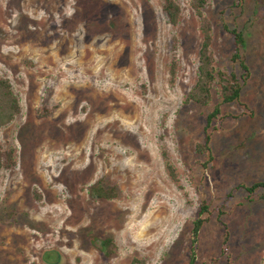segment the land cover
<instances>
[{
	"label": "rangeland",
	"instance_id": "374dc122",
	"mask_svg": "<svg viewBox=\"0 0 264 264\" xmlns=\"http://www.w3.org/2000/svg\"><path fill=\"white\" fill-rule=\"evenodd\" d=\"M175 1L172 26L163 0H0V76L21 108L0 134L16 159L0 172V264H188L201 200L213 215L196 264H264V198L245 189L264 180V0L203 10L216 68L239 73L226 25L250 70L240 103L220 106L209 161L195 144L218 87L208 106L184 102L201 36L190 0ZM98 182L116 197L93 196ZM105 237L110 258L91 240Z\"/></svg>",
	"mask_w": 264,
	"mask_h": 264
},
{
	"label": "trees",
	"instance_id": "16d2710c",
	"mask_svg": "<svg viewBox=\"0 0 264 264\" xmlns=\"http://www.w3.org/2000/svg\"><path fill=\"white\" fill-rule=\"evenodd\" d=\"M243 1L244 0H233V3L240 6ZM206 5L207 0H190V7L199 20L201 41L198 49L196 80L186 93L184 102L200 106H208L212 101L214 86L217 85L218 87L217 90L220 102L217 103L211 112L207 114L203 125L201 139L195 144L196 152L209 161L212 158V134L213 131L216 130L213 123L223 118L220 106L240 103L241 92L243 86L250 77V70L244 57V48L246 45L244 33L241 30L229 28L226 25H224L225 30L232 38V53L230 61L239 68V73L235 71H222L216 68L211 50L213 39L212 23L203 11ZM162 10L167 16L168 22L172 26H175L178 23L181 14L179 4L175 0H163ZM176 70L177 60L173 55L169 67L171 81L175 79ZM20 110L21 108L18 96L14 92L9 79L0 76V134L2 129L8 126L15 119V117L20 113ZM40 113L42 114L41 117H47L52 112L43 109ZM15 164V149L11 146H5L0 137V172L12 169ZM166 167L170 178L174 182H177L178 180L173 166L167 162ZM245 189L251 197L264 198V193L258 195L260 191H264V180L255 182L254 184L247 186ZM91 194L100 199H110L116 197L117 195L114 188H106L101 182H98L95 186H93ZM212 211L213 210H211L210 204L206 200H201L197 216L193 220L190 230L188 264L197 263V248L200 230L205 223L212 219ZM219 214L223 215L225 212L220 210ZM217 221L221 223L225 230V224H223V222L219 219ZM91 240L93 241V245L98 248L106 258H110L115 253L116 246L111 237H105L100 240L97 238H91ZM226 243L227 233L225 232L222 245L226 246Z\"/></svg>",
	"mask_w": 264,
	"mask_h": 264
}]
</instances>
